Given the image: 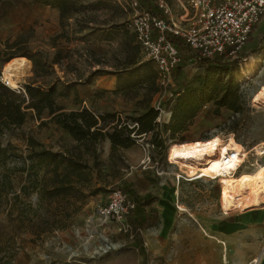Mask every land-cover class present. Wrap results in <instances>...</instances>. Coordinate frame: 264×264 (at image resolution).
<instances>
[{"label": "rangeland", "instance_id": "374dc122", "mask_svg": "<svg viewBox=\"0 0 264 264\" xmlns=\"http://www.w3.org/2000/svg\"><path fill=\"white\" fill-rule=\"evenodd\" d=\"M163 1L170 8L168 18L183 22L184 0ZM77 3L84 7L62 24L56 8L35 0H0V82H4L7 63L24 58L29 68L17 73V86L11 89L23 91L28 83L43 88L56 84L58 104L66 110L85 107L107 116V125L101 126L107 133L114 123L117 128L126 123L133 127L131 117L142 113L145 105H168L173 89L194 85L203 74L202 67L185 63L180 75L172 79L173 85L163 87L157 82L159 89L154 92L140 85L127 94L114 92V72L127 65L136 47V57L144 60L130 27L138 6L134 0ZM244 48L238 54L242 109L216 112L213 103L206 104L181 134L183 140H173L169 157L176 165H164L166 171L193 175L180 161L181 150L212 136H219L223 143L232 136L228 146L238 144L245 151L235 177L264 165V154L256 153L257 149L264 153V145H258L264 141V107L251 102L262 84L252 82L259 69L246 66ZM30 55L45 63L42 75H34ZM247 70L249 74L244 75ZM144 140L137 139L128 148H113L107 135L95 142H80L45 114L37 118L34 112L22 125L5 129L0 134V264H141L130 240L113 230L104 231L95 218L97 206L115 186L131 180L140 190V176L152 172L148 167L153 165L152 155L147 162ZM181 142L187 144L178 146ZM42 150L64 156L71 168L60 165L55 170L49 157L39 155ZM154 156L158 157L155 152ZM163 177L172 178V174ZM201 179L181 184V207L192 212L220 210L221 181ZM62 185L72 186L64 191ZM106 244L115 248L98 254Z\"/></svg>", "mask_w": 264, "mask_h": 264}, {"label": "trees", "instance_id": "16d2710c", "mask_svg": "<svg viewBox=\"0 0 264 264\" xmlns=\"http://www.w3.org/2000/svg\"><path fill=\"white\" fill-rule=\"evenodd\" d=\"M35 1L56 8L62 24L84 7L83 4H78L77 0ZM135 1L137 8L147 10L153 15L167 19V15L159 7L158 2L154 0ZM132 36L135 37V34L133 33ZM167 37L176 46L181 55L188 53V46L182 38L172 33H167ZM137 52L138 47H136L127 65L121 70L114 72L116 76L114 92L127 94L137 85L144 86L151 92L159 89L153 62L138 59L136 57ZM28 59L32 62L34 75H42L46 68L45 63H42L33 55L28 56ZM240 62V57L224 59L220 55L199 60L197 65L202 67L204 72L197 77L196 83L194 85L176 87L170 93L168 105H166L171 112L168 122L159 123L157 121L159 110L153 107L152 104H147L143 107L142 113L131 117V121L135 122L133 127H128L126 123L122 127L117 128L116 123H114L110 126L112 130L107 133L103 132V127H101L102 125H107V116L96 114L85 107L66 110L63 105L58 104L56 98L59 93L56 84H49L47 88H43L28 83L25 84L23 91L17 92L0 82V134L5 129L22 125L28 115L34 112L37 118H41L45 114L48 120L54 121L80 142H95L107 135L113 148H128L144 134L149 137L154 145L153 153L155 152L159 159H163L167 149V140L170 139L172 143L176 138L183 140L181 134L189 128L195 116L206 104L213 103L216 112L226 108L237 113L242 109L240 81H238V65ZM185 66L184 62L175 66L172 71L174 79L180 75ZM243 74L248 75L249 70L244 71ZM204 140H208V138L199 141ZM183 144L187 143L181 142L178 146ZM173 150L174 146H171L167 155ZM39 155L49 157L55 170L60 165L65 170L71 168L70 164L64 163L66 158L60 154L42 150L39 151ZM145 178L155 182L159 179L150 171H146ZM69 186L72 185H62L60 188L67 191L70 188ZM115 188L125 192L135 204L127 216V221L133 234V238L130 239V245L144 253V249L140 244L141 232L160 222L158 211L152 205L158 200V197L149 192L145 194L138 193L131 180L124 181L121 185L115 186Z\"/></svg>", "mask_w": 264, "mask_h": 264}, {"label": "built area", "instance_id": "2783aa9c", "mask_svg": "<svg viewBox=\"0 0 264 264\" xmlns=\"http://www.w3.org/2000/svg\"><path fill=\"white\" fill-rule=\"evenodd\" d=\"M157 2L167 15V19L153 15L147 10L136 8L130 27L135 34L143 58L153 62L157 82L163 87L173 85L172 71L181 62L196 65L199 60L215 55H220L224 59L238 57L248 42L254 26L264 18V0H184V12L181 15L183 22L177 23L168 18L170 13L168 5L163 0ZM134 3L136 4L135 0ZM167 33L177 35L186 42L189 49L186 55H181L176 46L168 39ZM152 106L159 110L157 121L159 123L168 122L171 115L169 107L161 105L160 102L152 104ZM139 140L145 141V145L142 147L147 162L150 161L152 155L153 165L148 166L151 167L152 173L159 178V181L171 180L174 185L203 177L214 180L220 176L238 174L242 163L238 161L240 153L235 149H228L225 154L220 156L222 170L221 175L217 177H197V174L188 175L183 171L170 172L163 167L164 165L166 167L176 165L167 155L172 141L167 140L165 157L159 159L158 157L153 158L154 145L148 136L143 134ZM211 158L206 157L200 165L207 166L211 162ZM169 174H172V178L163 177V175ZM134 206V202L128 198L125 192L118 188L112 189L107 200L97 206L95 220L104 231L113 230L125 235L130 240L133 238V234L127 216ZM114 248L106 244V247H99L97 253H106ZM257 261L255 258L249 264H257Z\"/></svg>", "mask_w": 264, "mask_h": 264}, {"label": "crops", "instance_id": "0c3cea01", "mask_svg": "<svg viewBox=\"0 0 264 264\" xmlns=\"http://www.w3.org/2000/svg\"><path fill=\"white\" fill-rule=\"evenodd\" d=\"M244 49L246 66L259 69L252 82L263 86L264 18L254 26ZM145 174L146 171L140 176V190L133 183L138 193L149 192L158 197L152 205L160 222L142 230L140 244L144 253L133 247L141 264H249L255 258L257 264H264V206L255 208L249 202L226 201L218 184L220 210L192 212L183 206L182 212L181 184L202 179L174 185L171 180H148Z\"/></svg>", "mask_w": 264, "mask_h": 264}, {"label": "bare ground", "instance_id": "6f19581e", "mask_svg": "<svg viewBox=\"0 0 264 264\" xmlns=\"http://www.w3.org/2000/svg\"><path fill=\"white\" fill-rule=\"evenodd\" d=\"M28 68L29 62L24 58L9 61L6 65L5 73L2 75L3 83L10 88H16L18 78L17 73L21 70L27 71ZM251 102L255 106L264 107V85L260 86L251 96ZM232 139L233 137L229 136L226 142L223 143L219 136H212L208 140L195 141L182 148L180 161L188 171L193 173V175L197 174V177H217L221 175L222 170L220 166V156L225 154L228 149H235L238 151L240 153L238 161L244 163L245 151H243V148L238 144L234 147L228 146V143L231 142ZM258 145H264V141L260 142ZM256 153L258 156L264 154L260 149H257ZM169 155L168 158L170 159ZM206 157H212L210 159L211 162L207 166L200 165ZM235 175L237 174H229L220 176L217 179V181H221L219 183L220 189L225 198L234 203L249 202L255 208L263 207L264 165H257L255 171L252 173H242L237 177H235ZM181 209L184 210L182 207Z\"/></svg>", "mask_w": 264, "mask_h": 264}, {"label": "water", "instance_id": "95a60500", "mask_svg": "<svg viewBox=\"0 0 264 264\" xmlns=\"http://www.w3.org/2000/svg\"><path fill=\"white\" fill-rule=\"evenodd\" d=\"M169 118H170V116H169Z\"/></svg>", "mask_w": 264, "mask_h": 264}]
</instances>
